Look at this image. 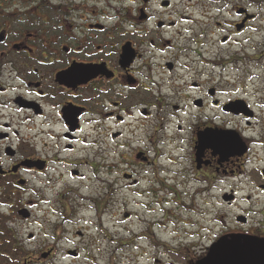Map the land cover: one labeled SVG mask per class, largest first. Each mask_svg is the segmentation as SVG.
Segmentation results:
<instances>
[{"label": "flooded vegetation", "instance_id": "obj_1", "mask_svg": "<svg viewBox=\"0 0 264 264\" xmlns=\"http://www.w3.org/2000/svg\"><path fill=\"white\" fill-rule=\"evenodd\" d=\"M116 186L191 192L189 264L264 244V0H0V264L163 251Z\"/></svg>", "mask_w": 264, "mask_h": 264}, {"label": "rangeland", "instance_id": "obj_2", "mask_svg": "<svg viewBox=\"0 0 264 264\" xmlns=\"http://www.w3.org/2000/svg\"><path fill=\"white\" fill-rule=\"evenodd\" d=\"M110 186H113L111 177ZM94 195L96 197L98 196L97 191H95ZM162 195L164 196L162 193H157L158 198H160ZM177 199H181L180 204L166 206V209H168L170 215H168L167 219L163 221V229L155 227L152 229V223H150V221H152L154 218L152 209L146 212V210L142 208L144 205H138L140 207H137L136 205L139 201L144 200L148 201L149 203L152 202V195L150 193H135L127 190H120L118 186L109 191V200L119 201L122 213L126 211L137 213V215L132 220H122L121 215H118V219L115 221V224L119 229H127V231L130 230L136 233L149 230L150 234L153 230L155 234H158V236L165 241V246L162 247L163 251H159L157 248H151L149 254L146 256H140L137 262H135L136 264H154L155 259H157V261L159 260L160 264H189L193 257L197 256L195 251L186 250L184 248L185 246H189L188 243L192 242V239H185L184 237L185 222L186 219L191 216V214L183 207V205H186L192 201L193 198L191 192H180L177 196ZM166 200L174 199L169 193L166 194ZM199 207L200 203L199 199L197 198L195 202V210H200ZM221 212L224 213L223 207H221ZM159 216L160 212H158V215H156V217H158L157 221L154 220V222L159 221ZM171 244L173 246V250H179L178 253H171L169 251L171 249ZM158 245H160V243H158Z\"/></svg>", "mask_w": 264, "mask_h": 264}, {"label": "water", "instance_id": "obj_3", "mask_svg": "<svg viewBox=\"0 0 264 264\" xmlns=\"http://www.w3.org/2000/svg\"><path fill=\"white\" fill-rule=\"evenodd\" d=\"M229 244V240L219 242L206 259L195 264H264V244L252 253L244 241H237L236 247Z\"/></svg>", "mask_w": 264, "mask_h": 264}]
</instances>
